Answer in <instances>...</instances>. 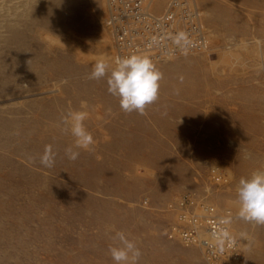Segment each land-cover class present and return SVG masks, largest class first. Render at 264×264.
I'll list each match as a JSON object with an SVG mask.
<instances>
[{
    "label": "rangeland",
    "instance_id": "obj_1",
    "mask_svg": "<svg viewBox=\"0 0 264 264\" xmlns=\"http://www.w3.org/2000/svg\"><path fill=\"white\" fill-rule=\"evenodd\" d=\"M189 1L208 43L154 62L159 97L141 115L122 111L107 77L88 79L97 60L114 66L106 0H0V264H115V231L136 241L139 264H208L168 236L169 206L187 191L231 211L244 259L221 264H264V225L238 217L236 192L264 170V0ZM70 109L87 112L95 141L75 161ZM146 146L168 153L164 167L146 162Z\"/></svg>",
    "mask_w": 264,
    "mask_h": 264
},
{
    "label": "built area",
    "instance_id": "obj_2",
    "mask_svg": "<svg viewBox=\"0 0 264 264\" xmlns=\"http://www.w3.org/2000/svg\"><path fill=\"white\" fill-rule=\"evenodd\" d=\"M154 1L106 0V23L113 38L115 60L142 53L159 61L200 52L205 46L201 16L189 0H168L162 9ZM181 32L188 39L184 47L174 43ZM209 178L214 185L226 180L224 170L217 166L210 168ZM205 198L187 191L170 204L174 220L169 224L168 236L199 247L208 263L241 262L244 256L230 230L231 211Z\"/></svg>",
    "mask_w": 264,
    "mask_h": 264
},
{
    "label": "clouds",
    "instance_id": "obj_3",
    "mask_svg": "<svg viewBox=\"0 0 264 264\" xmlns=\"http://www.w3.org/2000/svg\"><path fill=\"white\" fill-rule=\"evenodd\" d=\"M174 43L181 47L186 46L188 43L186 34L178 33L174 37ZM105 77L107 91L118 98L122 111L143 115L146 107L159 97L163 73L149 56L133 53L117 58L114 66L104 59L97 60L88 79L100 80ZM87 115L85 111L70 109L61 118L64 125L62 130L70 132L74 137V143L65 149V155L69 160H77L80 149L89 150L95 143L84 123ZM55 159L56 153L52 145H46L39 157L41 165L51 168L55 164ZM236 192L238 217L247 222L264 225V170L257 169L249 176L241 177ZM110 239L112 243L108 247V252L115 264H139L142 251L136 241L129 239L123 231H115L110 235Z\"/></svg>",
    "mask_w": 264,
    "mask_h": 264
},
{
    "label": "crops",
    "instance_id": "obj_4",
    "mask_svg": "<svg viewBox=\"0 0 264 264\" xmlns=\"http://www.w3.org/2000/svg\"><path fill=\"white\" fill-rule=\"evenodd\" d=\"M126 140L127 141H124V142L121 141L122 142L121 145L124 146V144H128L129 139H126ZM140 144H141V142L138 144V147H137L138 149H139V145ZM145 150H146V153L148 154V156L145 154L147 156V158H148V161H146L147 163H150V164H152V165H154L156 167L157 166L158 167H161V166L164 167V165H162V164L165 163L166 156L168 155L167 152H161L159 154L158 153H155V150L152 149V148H150V146H146ZM136 153H138V150H136ZM170 168H172V167H170Z\"/></svg>",
    "mask_w": 264,
    "mask_h": 264
},
{
    "label": "bare ground",
    "instance_id": "obj_5",
    "mask_svg": "<svg viewBox=\"0 0 264 264\" xmlns=\"http://www.w3.org/2000/svg\"><path fill=\"white\" fill-rule=\"evenodd\" d=\"M154 3H156V6L158 7V0H155L154 1ZM199 16H201V13L199 12ZM200 21H201V24H200V26H201V28H202V33H204L203 35H206V38H205V42H206V44H205V46H203V48L201 49V51H203L204 50V48L206 47V45H207V43H208V39H207V32H206V29H205V27H204V24H203V22H202V19L200 18ZM111 33V32H110ZM115 49V48H114ZM200 51V52H201ZM196 53H199V52H195V53H190V54H196ZM185 55H189V54H183V55H181V56H176V57H174V58H179V57H182V56H185ZM174 58H172V57H168V58H164L163 60H159V61H156V60H154L153 61V63L154 62H163V61H166V60H171V59H174ZM114 61H115V55H114ZM206 196V195H205ZM207 197V196H206ZM207 201H210V199L207 197V198H205ZM211 202V201H210ZM218 206V205H217ZM219 207V206H218ZM233 223V222H232ZM231 222H230V230H231V232L233 233V227H232V224ZM181 243V242H180ZM183 246H185V247H189V248H198L199 250H200V248L199 247H197V246H194V245H185V244H182ZM201 251V250H200ZM202 253V252H201ZM202 256H203V258H204V255L202 254ZM204 260H205V258H204ZM206 261V260H205ZM207 262V261H206ZM208 263V262H207ZM208 264H212V263H208Z\"/></svg>",
    "mask_w": 264,
    "mask_h": 264
}]
</instances>
